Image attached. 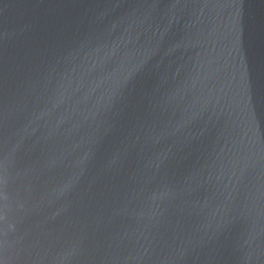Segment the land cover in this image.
I'll return each instance as SVG.
<instances>
[{"label":"water","instance_id":"water-1","mask_svg":"<svg viewBox=\"0 0 264 264\" xmlns=\"http://www.w3.org/2000/svg\"><path fill=\"white\" fill-rule=\"evenodd\" d=\"M0 264H264V0H143L0 142Z\"/></svg>","mask_w":264,"mask_h":264}]
</instances>
